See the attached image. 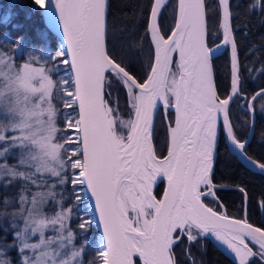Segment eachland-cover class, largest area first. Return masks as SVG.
<instances>
[{"label": "snow or ice", "instance_id": "snow-or-ice-1", "mask_svg": "<svg viewBox=\"0 0 264 264\" xmlns=\"http://www.w3.org/2000/svg\"><path fill=\"white\" fill-rule=\"evenodd\" d=\"M113 3L10 0L0 16L16 31L0 34V264H205V240L231 264H264L252 197L215 175L221 144L264 175V156L248 152L264 115V36L242 59L249 30L235 22L255 12L264 24V0L243 13L240 0H142L131 24ZM224 189L241 194L238 215ZM255 207L264 217V194Z\"/></svg>", "mask_w": 264, "mask_h": 264}, {"label": "trees", "instance_id": "trees-1", "mask_svg": "<svg viewBox=\"0 0 264 264\" xmlns=\"http://www.w3.org/2000/svg\"><path fill=\"white\" fill-rule=\"evenodd\" d=\"M140 3H142V0H114L113 15L117 18L123 17L129 24H131L133 19L136 23H139L140 16L138 14V5ZM240 3L241 8L237 9V11L243 13V6L248 3V0H240ZM9 6L10 0H0V16H2L8 10ZM20 11L23 12L24 10L21 9ZM235 22L248 25L249 35L243 38L241 47V58L244 59L245 52L247 51L250 43H255L257 45L262 43L261 37L264 36V24L260 23V17L255 12L251 14L250 17L241 15ZM35 24L36 26L42 27L38 20L35 22ZM242 31H244V29H240L237 32V35L240 36ZM2 33H9V38L15 39L16 31L11 27L10 24H0V34ZM33 42H35V37L31 31H28L23 41L22 47L27 50ZM218 42L219 41H217V43ZM228 56L229 52L225 51L215 60L216 80L221 90L226 87V65ZM247 59L251 60L252 57L248 56ZM136 71L138 73L141 71L139 64L136 65ZM249 84L250 86H254L251 85L250 82ZM120 103L122 107L125 106L123 96H121ZM234 114L243 118L239 109H236ZM256 117L257 122L255 134L249 145L248 152L249 155L253 157H260L264 156V141L261 140V133L264 132V115H261L259 112H257ZM161 119L162 114L157 118L156 121L155 141H160L161 143L166 144V129L163 126ZM241 134L246 135L247 129H242ZM215 175L218 182H223L226 184H242L245 186L252 197V201L250 202L252 222L258 224L264 221V217H261L255 207V200L259 199L261 194H264V175H260L256 171L245 167L235 155L227 151L223 144L220 145L218 150ZM163 188L164 183L162 182L157 187L158 196L162 192ZM218 194L220 195L222 202L227 207L229 212L233 215H238V209L242 200L241 194L238 191H234L232 189H224ZM85 199L87 200V197H85ZM78 211L80 214H83L84 206H81ZM98 236L99 232L96 229L95 224H93L89 235V239L93 241V247L95 246L94 242ZM202 243L207 246V252L204 255L205 264H231L230 259L226 257L221 251H219L210 240L202 241ZM198 248L199 244L194 245L193 252H196Z\"/></svg>", "mask_w": 264, "mask_h": 264}, {"label": "water", "instance_id": "water-1", "mask_svg": "<svg viewBox=\"0 0 264 264\" xmlns=\"http://www.w3.org/2000/svg\"><path fill=\"white\" fill-rule=\"evenodd\" d=\"M219 43V42H218ZM225 51L224 50H222V52H221V54H223ZM221 54H218V56H220ZM217 56V57H218ZM256 122H257V117L255 116V128H256ZM254 134H255V132H254ZM254 134L250 137V143H251V141L253 140V137H254ZM236 156V155H235ZM237 157V156H236ZM217 158H218V155H217ZM245 167H247V168H249V169H251V170H253V171H255L254 169H252L251 168V165H248L246 162H244V161H242V160H240V159H238ZM216 162H217V159H216ZM216 162H215V166H216ZM160 183H162V182H159L158 183V186L160 185ZM164 183V187H165V184H166V182H163ZM157 186V187H158ZM157 187L154 189V191H155V193L157 194ZM158 195V194H157ZM158 198H159V196H158ZM88 204L90 205L91 204V201L89 200L88 201ZM95 227H96V229L98 230V232H100V229H99V226L98 225H96L95 224ZM212 242V241H211ZM213 243V242H212ZM214 244V243H213Z\"/></svg>", "mask_w": 264, "mask_h": 264}, {"label": "flooded vegetation", "instance_id": "flooded-vegetation-1", "mask_svg": "<svg viewBox=\"0 0 264 264\" xmlns=\"http://www.w3.org/2000/svg\"><path fill=\"white\" fill-rule=\"evenodd\" d=\"M155 144L157 146L158 151L161 154H166L165 144L161 143L160 141H155Z\"/></svg>", "mask_w": 264, "mask_h": 264}, {"label": "rangeland", "instance_id": "rangeland-1", "mask_svg": "<svg viewBox=\"0 0 264 264\" xmlns=\"http://www.w3.org/2000/svg\"><path fill=\"white\" fill-rule=\"evenodd\" d=\"M9 47H10V45H8ZM22 50L24 51V52H26L27 50L24 48V47H22ZM11 237H9V239H10ZM13 255H15V253H13Z\"/></svg>", "mask_w": 264, "mask_h": 264}]
</instances>
